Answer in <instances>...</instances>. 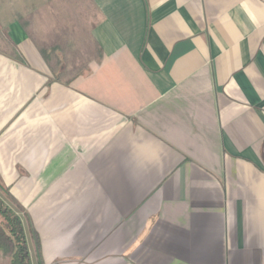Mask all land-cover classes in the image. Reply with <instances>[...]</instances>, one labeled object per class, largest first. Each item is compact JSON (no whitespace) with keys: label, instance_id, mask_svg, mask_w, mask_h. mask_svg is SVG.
Instances as JSON below:
<instances>
[{"label":"crops","instance_id":"0c3cea01","mask_svg":"<svg viewBox=\"0 0 264 264\" xmlns=\"http://www.w3.org/2000/svg\"><path fill=\"white\" fill-rule=\"evenodd\" d=\"M87 1L80 28L78 0L0 3V199L32 264H264V0ZM33 12L101 60L55 80Z\"/></svg>","mask_w":264,"mask_h":264},{"label":"trees","instance_id":"16d2710c","mask_svg":"<svg viewBox=\"0 0 264 264\" xmlns=\"http://www.w3.org/2000/svg\"><path fill=\"white\" fill-rule=\"evenodd\" d=\"M35 12L19 15L30 38L47 63L55 80L70 84L77 76L90 68L93 61L101 60L100 45L89 39L79 38L67 26H60L55 38L44 40L35 29ZM0 52L21 58L20 53L8 36L0 31ZM0 251L11 257L13 264H32L24 226L20 216L0 201Z\"/></svg>","mask_w":264,"mask_h":264},{"label":"rangeland","instance_id":"374dc122","mask_svg":"<svg viewBox=\"0 0 264 264\" xmlns=\"http://www.w3.org/2000/svg\"><path fill=\"white\" fill-rule=\"evenodd\" d=\"M0 3H1V0H0ZM78 4H79V6L81 5L83 7H82V9L77 8L75 14H68V13L64 14L63 13L60 15L61 20L63 22H67L69 24H74L75 26H77V28L79 26L84 25V24L88 25V17L95 18V9L93 6H91L89 4V2L87 0H78ZM77 7H78V5H77ZM84 12H86V14ZM44 18L50 19V18H52V15L50 13H45ZM50 24L53 25V23L51 21H50ZM36 29H37L39 35L45 39L54 38L57 34L56 29L49 30V32L48 31L46 32L45 30L40 31L38 25H36ZM43 34H45V35H43ZM81 35H82V37H88L85 33H82ZM0 201H1V199H0ZM0 264H13V259L11 257H7V256L3 255V253L0 251Z\"/></svg>","mask_w":264,"mask_h":264}]
</instances>
